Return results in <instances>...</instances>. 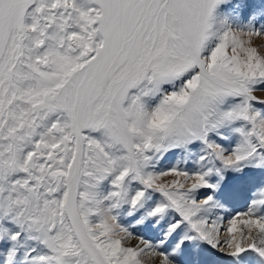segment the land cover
Listing matches in <instances>:
<instances>
[{
  "label": "snow or ice",
  "instance_id": "obj_1",
  "mask_svg": "<svg viewBox=\"0 0 264 264\" xmlns=\"http://www.w3.org/2000/svg\"><path fill=\"white\" fill-rule=\"evenodd\" d=\"M0 264H264V0H0Z\"/></svg>",
  "mask_w": 264,
  "mask_h": 264
}]
</instances>
